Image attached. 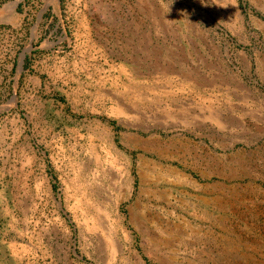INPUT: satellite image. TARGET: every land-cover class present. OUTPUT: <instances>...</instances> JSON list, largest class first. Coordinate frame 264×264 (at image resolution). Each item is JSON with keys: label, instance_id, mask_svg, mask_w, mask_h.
<instances>
[{"label": "rangeland", "instance_id": "1", "mask_svg": "<svg viewBox=\"0 0 264 264\" xmlns=\"http://www.w3.org/2000/svg\"><path fill=\"white\" fill-rule=\"evenodd\" d=\"M234 3L0 16V264H264V0Z\"/></svg>", "mask_w": 264, "mask_h": 264}, {"label": "bare ground", "instance_id": "2", "mask_svg": "<svg viewBox=\"0 0 264 264\" xmlns=\"http://www.w3.org/2000/svg\"><path fill=\"white\" fill-rule=\"evenodd\" d=\"M17 1L18 0H15L13 2H10V3L6 4L4 6V8L2 9V11H1L2 13L0 14V16L1 17H4V18H10L13 15L14 6L16 5ZM223 1H224V4L223 5L226 6L228 4V2H230L231 6L235 7L234 0H223ZM115 109L117 110V111H115V113H117L118 115H122V114L124 115V114L127 113V111H126V109L124 107L122 108L121 106H117ZM209 117L215 119L214 118V112H210ZM177 179H180V178H177ZM94 209L96 210L95 211V215H94L95 218L94 217L93 218H89L87 212H86V216H85L87 219H89V220L92 221V224L91 225H86V222H85V226L84 227H86L89 231H94V230H97L98 228H100L99 227L100 226V224H99L100 222L99 221L102 222V220H100V218L102 216H104L105 218H106V216L110 217V215H106V214L103 215L102 212L104 213V211L100 212V208L99 207H96L95 206ZM115 220H116V218L113 217V219H111V224L108 223V226H106V229L103 230L104 231V234H105V237L108 240V246L111 247V252L114 251V247H115V246H113V242H112V234L114 232V228H113L114 226H113V224H114V221ZM123 235H124L125 238L128 236V234L126 232L123 233Z\"/></svg>", "mask_w": 264, "mask_h": 264}]
</instances>
